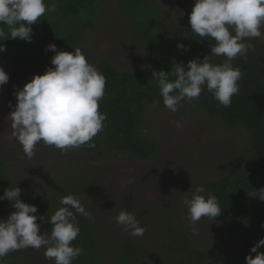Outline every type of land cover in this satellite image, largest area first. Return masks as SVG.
Segmentation results:
<instances>
[{
    "label": "trees",
    "instance_id": "1",
    "mask_svg": "<svg viewBox=\"0 0 264 264\" xmlns=\"http://www.w3.org/2000/svg\"><path fill=\"white\" fill-rule=\"evenodd\" d=\"M105 1L48 0V5L54 4L56 10L46 12L32 25L31 42L10 38L5 28L4 36L0 37V44L6 46V50L0 52V67L19 78L28 73L39 75L52 66L51 58L55 53L47 50L49 44H55L58 51H73L76 47L84 50L87 38L99 24V9ZM115 1L121 14L132 20L130 42L136 48L135 55L140 63L139 68L126 71L106 59L96 62L97 69L106 77L105 95L99 108L106 114V120L103 131L93 138L96 147L86 148L107 156L149 159L156 154L158 145L146 136L143 117L154 101L165 107L153 73L164 70L174 80L175 64L183 63L187 70L188 61L210 54V43L214 41L200 40L191 30L189 16H167L156 0ZM258 39L247 41L252 45L247 56L233 61L234 66L241 67L243 79L240 92L233 96L230 107L220 106L206 89L198 99L182 102V107L199 108L211 119L232 129L242 128L244 133L235 169L217 181L202 185L205 196L212 192L219 199L222 214L214 220L221 222L229 235L238 236L244 250L240 256L220 264H243L246 252L250 253L251 247L264 238V227H261L264 201L250 195L264 188V42ZM178 44H184L188 50L178 49ZM223 59L214 58L217 63ZM16 186L21 189L23 202L37 206V223L42 232H51L50 217L62 207L60 199L69 194L94 215L91 181L80 178L64 181L52 192L34 195L18 186L0 167V196L5 189ZM2 205L0 219H7L15 209L7 199ZM77 220L80 233L73 244L82 247L83 253L72 264H211V254L200 248L191 233L173 219L163 226L158 258L146 255L137 238L129 235L116 246L117 250L101 257L104 250L96 221L90 222L79 214ZM258 251L264 252V246ZM17 253L10 252L0 264H23L21 254L13 257ZM250 254L255 256V253Z\"/></svg>",
    "mask_w": 264,
    "mask_h": 264
},
{
    "label": "clouds",
    "instance_id": "2",
    "mask_svg": "<svg viewBox=\"0 0 264 264\" xmlns=\"http://www.w3.org/2000/svg\"><path fill=\"white\" fill-rule=\"evenodd\" d=\"M55 10V5L49 6L47 0H0V37L7 28L10 38L31 42L32 25L46 12ZM189 24L200 40L214 43H210L209 55L188 61L187 70L183 63L175 64L174 80L167 71L153 73L163 104L169 111L177 112L183 101L198 99L206 89L220 106L230 107L243 79L241 67L234 66L233 61L247 56L252 47L247 41L264 39V0H195ZM177 48L188 50L184 44H178ZM5 50L6 46L0 44V52ZM47 50L55 53L52 66L15 91L17 103L9 116L13 129L9 139L18 141L28 159L35 156L41 142L61 152L85 145L95 148L93 138L103 131L106 120V114L99 110L106 77L88 60L82 48L58 51L55 44H49ZM215 57L224 59L217 63ZM8 81L9 75L0 67V86ZM158 104L159 101H154L153 107ZM175 124L181 127L179 121ZM204 192L202 185L197 186L191 197L182 201L193 234H198L196 224L202 217L215 219L222 214L218 197L212 192L201 195ZM250 195L264 201V188ZM20 197L21 189L17 186L5 189L0 196V200H9L15 209L7 219H0V260L10 252L44 248L45 259L53 260L54 264H72L83 253L82 247L73 244L80 233L77 214L93 223L94 215L69 194L60 199L62 207L50 217L51 232H42L37 223V206L23 202ZM114 220L130 237H142L147 230L137 215L126 209ZM261 246L264 238L251 247L250 253L255 256L247 255L246 264H264V252L258 251Z\"/></svg>",
    "mask_w": 264,
    "mask_h": 264
},
{
    "label": "rangeland",
    "instance_id": "3",
    "mask_svg": "<svg viewBox=\"0 0 264 264\" xmlns=\"http://www.w3.org/2000/svg\"><path fill=\"white\" fill-rule=\"evenodd\" d=\"M156 1L165 15L172 17L189 16L195 2ZM131 22L121 14L115 0H106L99 9V24L83 50L88 60L96 66L99 59H106L126 71L139 68L140 59L130 42ZM8 75L9 81L0 86V167L18 186L34 195L52 192L64 181L79 178L91 181L96 228L104 250L101 257L117 250L116 246L128 235L114 220L125 209L135 213L146 227L145 234L135 238L146 255L154 258L159 257L163 226L169 219L188 230L196 244L211 254V264L233 260L243 253L238 236L229 235L224 225L212 218L202 217L196 224L198 234H193L188 210L182 203L197 186L217 181L235 169L243 148L242 128H229L196 107L181 106L177 112H171L163 106H151L144 114L143 126L158 149L149 159L107 156L88 150L86 145L61 152L42 142L35 156L28 159L18 141L9 139L13 131L9 116L17 103L15 91L22 89L35 74L21 78ZM177 121L181 124L179 128ZM2 204L0 200V212ZM44 251L27 248L16 251L13 257L21 254L23 264H54L53 260L45 259Z\"/></svg>",
    "mask_w": 264,
    "mask_h": 264
},
{
    "label": "flooded vegetation",
    "instance_id": "4",
    "mask_svg": "<svg viewBox=\"0 0 264 264\" xmlns=\"http://www.w3.org/2000/svg\"><path fill=\"white\" fill-rule=\"evenodd\" d=\"M260 41H263L264 42V39H258V42H260Z\"/></svg>",
    "mask_w": 264,
    "mask_h": 264
}]
</instances>
